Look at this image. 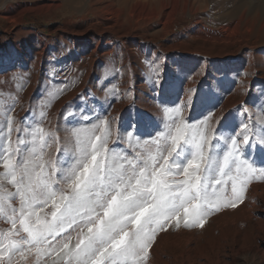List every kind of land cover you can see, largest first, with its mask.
I'll use <instances>...</instances> for the list:
<instances>
[{"label": "rangeland", "instance_id": "rangeland-1", "mask_svg": "<svg viewBox=\"0 0 264 264\" xmlns=\"http://www.w3.org/2000/svg\"><path fill=\"white\" fill-rule=\"evenodd\" d=\"M84 1L0 0L3 146L10 140V150L16 149L18 131L24 129L23 139L29 142L26 158L49 167L50 162L67 163V168L57 167L67 175L88 136L93 140L100 136L109 149L119 142L114 159L150 160L171 150V135L179 126L189 135L203 132L210 138L206 147L214 144L222 154L236 140L240 149L249 153L248 162L264 168V154L256 148L257 144L264 146V16L242 20L237 9L243 1L250 7L253 0H227L201 21H197L199 12L182 11L176 15L172 30L156 44L147 39L142 46L134 44L138 47L135 57L129 54L133 46L126 49L117 42L101 49L95 42L86 43L72 34L94 17L79 12ZM255 2L264 12V0ZM236 21L239 24L234 30L221 29V25ZM211 35L227 38L212 43L208 40ZM194 50L197 52L191 53ZM9 120L13 131L3 139ZM245 138L252 142L251 149ZM213 158L217 164L222 162V155ZM4 171L0 166V185L14 191ZM263 181L259 172L248 178L236 207L225 206L232 199L231 182L217 186L220 206L210 212L202 227L185 226L183 217L179 226L170 221L164 230L157 231L149 253L156 250L157 240L168 239L182 229L195 232L200 246L209 239L225 237L231 247L222 253L220 264H264V235L262 239L256 235L259 227L264 234V221L250 217L261 218L260 198L252 196V189ZM14 207L18 216L19 203ZM35 210L51 220V203ZM11 215L7 207L0 214V264H68L60 249L68 235L72 236L70 247L76 243L80 228L74 224L50 238L53 247L49 248L47 243H23L27 233L12 228L6 219ZM237 222L246 227L238 249L232 247ZM10 242L14 247H7ZM161 247L166 249L168 243ZM148 257L143 264H148Z\"/></svg>", "mask_w": 264, "mask_h": 264}, {"label": "snow or ice", "instance_id": "snow-or-ice-1", "mask_svg": "<svg viewBox=\"0 0 264 264\" xmlns=\"http://www.w3.org/2000/svg\"><path fill=\"white\" fill-rule=\"evenodd\" d=\"M7 128L3 139L11 136V120ZM23 135L24 129H20L16 149L10 150V140L7 147L0 143V166L8 185L14 188L8 192L0 185V214L6 207L11 209L12 215L6 219L16 232L22 228L27 233L23 243H47L49 248L53 247L50 238L75 224L80 228L79 238L70 247L72 236L68 235L60 249L68 264H143L157 231L164 230L170 221L179 226L183 217L187 227L203 226L210 212L220 206L217 186L231 182L232 199L225 206L236 207L248 178L257 172L264 175V168L253 167L247 159L249 153L240 149L236 140L222 154L214 144L206 147L210 138L203 132L189 135L179 126L171 135V150L150 160L114 159L119 142L109 149L100 136L94 140L88 136L67 175L57 171V167L67 168V163L50 162L49 167L26 158L29 142ZM245 142L251 149L252 142L246 138ZM256 148L264 154V146L257 144ZM31 152L36 149L31 148ZM214 155H222V162L217 164ZM49 203L51 220L35 210Z\"/></svg>", "mask_w": 264, "mask_h": 264}, {"label": "bare ground", "instance_id": "bare-ground-1", "mask_svg": "<svg viewBox=\"0 0 264 264\" xmlns=\"http://www.w3.org/2000/svg\"><path fill=\"white\" fill-rule=\"evenodd\" d=\"M71 1L75 2V0ZM253 1L250 7H247V3L244 1L240 5L237 4L240 19L246 18L247 21H250L261 17V14L264 16V12L259 9V4L255 0ZM225 2L227 0H85L83 2L84 7L79 12L84 16L92 14L94 17L83 23L80 26L81 28L76 29L72 34L86 43L93 44L95 42L96 47L101 49L110 47L117 42L121 43L126 49H130L136 43L142 46L144 39L156 44L158 39L165 37L172 30L178 13L186 12V10L190 14L199 12L200 15L197 21H201L209 13L217 11L216 9ZM238 24L237 21L227 22L226 25H221V29L234 30ZM130 37L132 40L129 39ZM226 38V35H223V37L218 35L208 36V40L212 43L224 42ZM135 47L133 46L129 53L132 57H135L138 52V47ZM195 52L197 51H191V53ZM228 55L231 57L232 53ZM252 196L260 198L261 210L259 213L261 218L258 217L259 215H250V217L256 218L258 222L264 221V181L260 187L257 185L253 187ZM237 223L233 228L236 241H234L235 244L232 247L238 249L246 234V227L242 222ZM256 235L257 238L264 235L262 227L258 228ZM219 238L209 239L203 246H200V237L195 232L180 229L177 232H172L168 239L160 238V240H157L156 250L149 253L148 264H210L212 261H214V264H220L222 253L231 245L225 237L221 236ZM166 242L168 247L162 249L161 246Z\"/></svg>", "mask_w": 264, "mask_h": 264}]
</instances>
